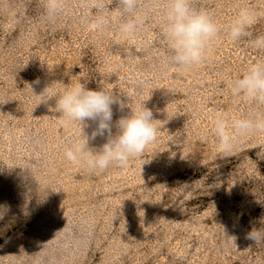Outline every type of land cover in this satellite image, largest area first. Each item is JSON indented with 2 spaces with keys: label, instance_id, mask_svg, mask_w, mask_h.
Here are the masks:
<instances>
[{
  "label": "rangeland",
  "instance_id": "obj_1",
  "mask_svg": "<svg viewBox=\"0 0 264 264\" xmlns=\"http://www.w3.org/2000/svg\"><path fill=\"white\" fill-rule=\"evenodd\" d=\"M64 2L68 14L50 21L43 0H0V205L9 207L0 264H264V241L248 238L264 231V132L222 156L212 130L217 110L264 115V103L231 91L264 59L251 45L264 35V0H193L221 32L190 69L169 62L162 11H153L166 0H138L145 20L133 37L89 30L77 14L95 15L90 0ZM245 6L260 15L233 43L226 29ZM51 82L56 92L79 82L113 88L134 110L145 102L161 130L127 167L90 171L64 155L78 125L64 122L55 98L36 95ZM130 108L113 105V133Z\"/></svg>",
  "mask_w": 264,
  "mask_h": 264
},
{
  "label": "clouds",
  "instance_id": "obj_2",
  "mask_svg": "<svg viewBox=\"0 0 264 264\" xmlns=\"http://www.w3.org/2000/svg\"><path fill=\"white\" fill-rule=\"evenodd\" d=\"M43 7L50 21L68 14L64 0H43ZM86 7L94 9L95 15L90 16L83 7L77 15L79 22L91 31H116L123 36L133 37L144 24L145 17L138 11V0H116L115 8L111 7V0H90ZM153 11H162V33L172 52L169 62L178 68L190 69L200 64L209 46L221 32L214 14L205 8L194 6L193 0H166ZM259 15L254 8L241 7L227 26L228 38L233 43L240 42L249 35L248 30L257 22ZM251 45L264 50V35L258 36ZM132 47L135 48V45L132 44L127 49L129 55H134ZM34 83L39 84V79ZM231 91L235 96L243 95L264 103V59H257L249 64L246 71L232 81ZM36 95L40 98V103H47L55 98L56 112L60 113L64 122L78 125L79 134L70 146H65L64 155L70 162L82 163L90 171H103L110 166L127 167L130 160L144 153L161 130L155 123L158 119H154L152 109L145 102L134 110L129 107L128 96L124 94L128 98L126 103L119 95L114 94L113 88L103 85L99 90H93L79 82L63 92H56L51 82ZM113 105H118L120 110L125 107L131 110L128 115L121 116L115 122V133ZM90 121L95 127L88 134L85 129L91 127ZM212 130L217 153L228 156L235 150L240 138L264 132V115L233 118L217 110L212 119ZM97 136L104 137L106 142L99 148H90L89 141L95 140ZM184 185L185 192H191V186L187 183ZM8 211V206L0 205V220ZM248 238L255 243L262 242L264 231L254 227L248 233Z\"/></svg>",
  "mask_w": 264,
  "mask_h": 264
}]
</instances>
